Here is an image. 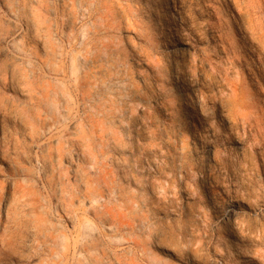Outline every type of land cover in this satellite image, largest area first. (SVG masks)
Returning a JSON list of instances; mask_svg holds the SVG:
<instances>
[{"label": "rangeland", "instance_id": "rangeland-1", "mask_svg": "<svg viewBox=\"0 0 264 264\" xmlns=\"http://www.w3.org/2000/svg\"><path fill=\"white\" fill-rule=\"evenodd\" d=\"M0 264H264V0H0Z\"/></svg>", "mask_w": 264, "mask_h": 264}]
</instances>
